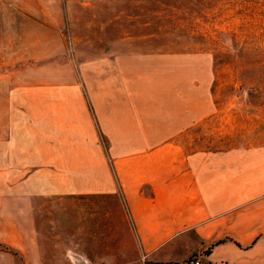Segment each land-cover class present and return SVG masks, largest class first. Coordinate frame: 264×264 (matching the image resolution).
<instances>
[{
  "label": "rangeland",
  "instance_id": "obj_1",
  "mask_svg": "<svg viewBox=\"0 0 264 264\" xmlns=\"http://www.w3.org/2000/svg\"><path fill=\"white\" fill-rule=\"evenodd\" d=\"M157 76H179L187 96L208 93L202 139L264 141V0H0V134L14 206L0 248L26 264L34 253L36 264L37 253L41 264H79L133 249L116 238L107 198L78 199L93 208L69 212L64 198L21 195L47 172L48 143L65 138L71 116L83 108L101 139L93 109L115 94H148Z\"/></svg>",
  "mask_w": 264,
  "mask_h": 264
},
{
  "label": "crops",
  "instance_id": "obj_2",
  "mask_svg": "<svg viewBox=\"0 0 264 264\" xmlns=\"http://www.w3.org/2000/svg\"><path fill=\"white\" fill-rule=\"evenodd\" d=\"M179 78L157 76L151 93L115 94L104 107H95L101 139L91 133L90 117L81 108L80 117L71 116L65 138L49 141L43 165L48 169L40 182L28 191L25 186L24 201L64 198L69 212L93 208L77 204L78 199L111 201L105 211L119 215L116 238L133 249L126 246L97 259L84 254L80 258L86 264L138 259L178 264L195 253L204 254L203 264H264V141L202 139V124L213 110L210 98L201 90L187 96ZM79 120L85 128L80 131L71 126ZM71 130L73 137H82L70 139ZM9 156V138L0 134V226L5 231L14 210ZM33 259L36 264V253ZM37 259L41 264L40 253ZM0 264H26L25 254L0 248Z\"/></svg>",
  "mask_w": 264,
  "mask_h": 264
},
{
  "label": "built area",
  "instance_id": "obj_3",
  "mask_svg": "<svg viewBox=\"0 0 264 264\" xmlns=\"http://www.w3.org/2000/svg\"><path fill=\"white\" fill-rule=\"evenodd\" d=\"M73 261H75L76 263H79V264H86V262L79 257H75L73 259ZM203 263H204V254L203 253H195L190 258H188L187 260H185L181 263H178V264H203Z\"/></svg>",
  "mask_w": 264,
  "mask_h": 264
}]
</instances>
